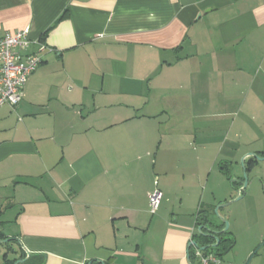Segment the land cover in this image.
<instances>
[{"label":"crops","instance_id":"0c3cea01","mask_svg":"<svg viewBox=\"0 0 264 264\" xmlns=\"http://www.w3.org/2000/svg\"><path fill=\"white\" fill-rule=\"evenodd\" d=\"M24 29L50 50L0 107L7 259L196 264L243 161L221 264H264V0H0V38Z\"/></svg>","mask_w":264,"mask_h":264},{"label":"built area","instance_id":"2783aa9c","mask_svg":"<svg viewBox=\"0 0 264 264\" xmlns=\"http://www.w3.org/2000/svg\"><path fill=\"white\" fill-rule=\"evenodd\" d=\"M50 50L39 39L29 36L28 29L5 33L0 38V107H15L22 99V90L29 76L41 63V54ZM162 198L158 182L148 195L149 213H157ZM192 256L196 264H221V257L212 250L194 246Z\"/></svg>","mask_w":264,"mask_h":264},{"label":"water","instance_id":"95a60500","mask_svg":"<svg viewBox=\"0 0 264 264\" xmlns=\"http://www.w3.org/2000/svg\"><path fill=\"white\" fill-rule=\"evenodd\" d=\"M249 155H252L256 157L259 161L264 160L263 157H259L255 153H249ZM241 168H242V182H241V188L237 191V196L233 199H230L229 201H223L215 205L212 213H203L198 220V222L195 223L196 226V234L199 238H201L203 245L201 246L200 243L197 240H193L192 244L196 247H199L203 250H212L220 255V252L222 251V246L224 242L229 239L230 237H227V230L229 227L228 220L219 214L220 209L226 208V207H232V205L238 201L241 198V191L244 190L248 184V170L243 161H241ZM10 241V239H0V244H6ZM18 245L25 251L26 257L29 256V252L24 249L23 246H21V243L17 241ZM221 250V251H220ZM13 251H16L13 248ZM25 259H19L14 264H18L23 262ZM104 264V263H101Z\"/></svg>","mask_w":264,"mask_h":264},{"label":"trees","instance_id":"16d2710c","mask_svg":"<svg viewBox=\"0 0 264 264\" xmlns=\"http://www.w3.org/2000/svg\"><path fill=\"white\" fill-rule=\"evenodd\" d=\"M246 168L247 169H249V167L248 166H246ZM200 219V216L198 215L197 216V219H196V222H198V220ZM0 239H4V235L2 234V233H0ZM233 238H229V239H227L225 242H224V244H223V247H222V253H224L226 250H228L231 246H232V244H233ZM5 245H7V251H6V253L3 255V264H14L17 260H19V258H16V259H12V260H9V259H7V254L9 253V252H12V253H15L14 251H13V249L12 248H10L9 246V244H5ZM222 253H220V256L222 255ZM38 255H35V257H37ZM21 257V256H20ZM20 259H25V256H23V257H21ZM32 259H34V256L32 257H28L27 259H25L22 263H24V264H29V263H31L32 262Z\"/></svg>","mask_w":264,"mask_h":264},{"label":"rangeland","instance_id":"374dc122","mask_svg":"<svg viewBox=\"0 0 264 264\" xmlns=\"http://www.w3.org/2000/svg\"><path fill=\"white\" fill-rule=\"evenodd\" d=\"M249 154V153H248ZM241 164V163H240ZM259 173L264 175V164L262 165L261 168L258 169Z\"/></svg>","mask_w":264,"mask_h":264}]
</instances>
